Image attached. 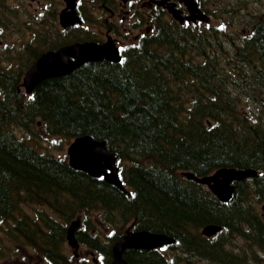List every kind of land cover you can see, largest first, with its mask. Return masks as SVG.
I'll return each instance as SVG.
<instances>
[{"label": "trees", "instance_id": "1", "mask_svg": "<svg viewBox=\"0 0 264 264\" xmlns=\"http://www.w3.org/2000/svg\"><path fill=\"white\" fill-rule=\"evenodd\" d=\"M252 1L222 4L233 6L234 24L161 29L126 47L119 62L87 61L27 94L23 72L55 44L41 30L24 43L21 0H0V25L14 19L18 35L0 44V233L22 247V264H110L126 228L175 239L126 249L129 264H264V3L250 9ZM79 135L106 143L125 189L54 153L62 144L50 138ZM220 167L257 174L237 181L227 202L183 174ZM75 218L87 255L66 244ZM209 223L220 225L210 237L200 232Z\"/></svg>", "mask_w": 264, "mask_h": 264}, {"label": "flooded vegetation", "instance_id": "2", "mask_svg": "<svg viewBox=\"0 0 264 264\" xmlns=\"http://www.w3.org/2000/svg\"><path fill=\"white\" fill-rule=\"evenodd\" d=\"M227 1L22 0V21L25 24L32 15L36 18L45 15L47 17L41 24L34 22L31 25L32 28L50 29L51 33L46 32L50 39H57L61 29L62 37H68V41L77 39V42L91 41L98 45L108 42L117 47L122 56L126 47L161 29H218L224 23L234 24L230 22L233 20L230 14L233 6L222 5ZM175 13L179 18L174 16ZM64 14L71 15L65 19L67 23L60 22V16ZM75 14L81 18V23L74 22ZM49 15L56 16L52 24Z\"/></svg>", "mask_w": 264, "mask_h": 264}, {"label": "water", "instance_id": "3", "mask_svg": "<svg viewBox=\"0 0 264 264\" xmlns=\"http://www.w3.org/2000/svg\"><path fill=\"white\" fill-rule=\"evenodd\" d=\"M70 16L61 15V23H67L65 19ZM73 18L78 20L77 16ZM102 58L119 61L121 56L114 45L112 46L108 42L98 45L91 41L70 44L54 51L44 52L25 71L23 85L27 91H30L35 84L45 78L61 76L85 61ZM67 155L69 164L72 167L83 170L93 176L103 175L105 180L122 188L121 181L117 178L116 157L107 150L104 141L93 139L89 135L78 136L67 147ZM183 174L200 183L207 184L210 190L216 193L221 200H228L233 189L231 181L254 176L255 170L223 167L210 175L202 177L195 176L192 172L187 171L183 172ZM78 223V220L71 222L66 233L67 241L73 247L77 246L74 231ZM218 229L219 226L209 224L204 226L201 231L205 235H212ZM172 241L173 238L170 236L147 230L122 235L112 246V261L110 264H129L123 256V251L126 248L147 249Z\"/></svg>", "mask_w": 264, "mask_h": 264}, {"label": "rangeland", "instance_id": "4", "mask_svg": "<svg viewBox=\"0 0 264 264\" xmlns=\"http://www.w3.org/2000/svg\"><path fill=\"white\" fill-rule=\"evenodd\" d=\"M28 1V0H26ZM264 3V0H260ZM21 3H22V0H21ZM20 4L18 3L17 1V5ZM256 6V3H255V0H253L251 2V5H250V9L254 8ZM21 10H19V12H21ZM12 20L14 19H9L7 20V22L5 24H2L0 25V38L2 37V39L0 40V44H4L3 46H5V44H10L12 45L11 43L13 41H16L18 39V35L12 31V23L11 22ZM37 18L35 16L31 17V19H28L25 21V24H23L24 21H22V35L19 36V39H21V37L25 38L26 36L29 35L30 33V30H33L32 28V23L36 22ZM35 30V29H34ZM37 30V29H36ZM3 50V47L2 45H0V51ZM245 106L248 107V109L251 111L252 109H254V105L251 103V102H248V103H243ZM16 132L18 134L21 135V129H16ZM53 139L54 142H58L60 144H62V148H59V147H55L53 149L54 153L55 154H58L61 152H64L66 151V147L68 145V142H66L64 139L61 140L59 139V137H53V138H50L49 140ZM41 146L43 148H46L47 144L44 143V142H41ZM261 204L259 203L258 204V208L259 210L261 209ZM262 210V209H261ZM128 229V228H127ZM2 235V236H1ZM0 264H22V247H16L17 244H14L13 241L6 236V234H2L0 233ZM16 247V248H14ZM11 249L15 250V253H12ZM27 251H31L30 254L27 256L28 260L30 262H34L35 263V260H34V257L36 256L34 251L32 249L30 250H27ZM85 250L83 249V247H79V249L77 250V253L80 255H85ZM69 252L71 253L72 252V249L70 248Z\"/></svg>", "mask_w": 264, "mask_h": 264}, {"label": "bare ground", "instance_id": "5", "mask_svg": "<svg viewBox=\"0 0 264 264\" xmlns=\"http://www.w3.org/2000/svg\"><path fill=\"white\" fill-rule=\"evenodd\" d=\"M239 32V31H238ZM240 35V34H239ZM242 36V35H241ZM246 87V86H245Z\"/></svg>", "mask_w": 264, "mask_h": 264}]
</instances>
